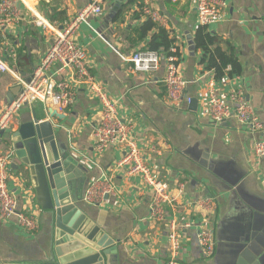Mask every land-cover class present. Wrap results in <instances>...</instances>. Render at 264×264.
Returning a JSON list of instances; mask_svg holds the SVG:
<instances>
[{"label":"crops","instance_id":"obj_1","mask_svg":"<svg viewBox=\"0 0 264 264\" xmlns=\"http://www.w3.org/2000/svg\"><path fill=\"white\" fill-rule=\"evenodd\" d=\"M96 0H19L21 20L0 30V60L16 75L29 80L55 41V33ZM141 0H103V13L80 25L76 40L86 50L88 63L98 81L117 101L119 115L134 125L133 137L153 173L171 188L176 200L166 206L163 222L152 219V192L140 176H131L128 167L119 165L125 155L120 147L110 146L96 152L94 126L102 118L97 99L82 89L65 118H51L46 105L23 106L2 133L0 152L11 153V136L37 115L55 127L58 144L86 170L87 188L94 182L110 184L114 194L99 206L84 201L83 212L111 239L116 248V264H165L170 256L169 228L176 222L181 233L182 264H227L218 251L219 226L233 214L244 199L264 203V158L253 154V143L264 139V130L252 132L233 116L224 123H214L206 103L211 83L231 106L232 90H240L264 124V0H225L217 23L208 32L220 36L223 47L231 45L241 64V75L221 80L202 64L203 51L197 49L195 36L200 27L197 0H149L153 10L164 18L161 24L172 32L181 48L179 70L188 83L179 107L168 98L163 79L167 73L164 60L151 72H137L130 59L148 48L153 33L138 35L147 18L141 15ZM37 19L42 25L37 24ZM56 64L49 70L55 74ZM21 82L0 71V118L12 102L10 90ZM197 102L195 107L185 99ZM55 110V109H54ZM10 165L9 188L15 194L19 210L31 214L39 229L30 233L17 225L16 219L0 220V264L41 263L49 258L55 222L50 211L37 201L28 178ZM80 171V167H75ZM184 185L182 193L179 186ZM83 194V198H84ZM212 200L211 210H199V200ZM239 220L229 224L226 233L238 230ZM216 228V253L206 258L197 238L201 224ZM189 226V227H188Z\"/></svg>","mask_w":264,"mask_h":264},{"label":"built area","instance_id":"obj_2","mask_svg":"<svg viewBox=\"0 0 264 264\" xmlns=\"http://www.w3.org/2000/svg\"><path fill=\"white\" fill-rule=\"evenodd\" d=\"M18 1L0 0V30H5L20 22L22 14ZM102 1L92 2L64 27L56 31L52 47L34 71L29 83L19 78L7 63L0 60V71L10 73L23 84L22 93L2 112L0 139L11 120L23 106L40 103L64 114L75 103L78 91L86 90L97 99L102 107V118L94 126L93 131L96 152L102 154L110 146L125 150L124 158L119 165L128 167L129 175L140 176L143 179L152 192L151 217L157 222H163L167 214L166 206L171 205L176 198L169 185L161 181L146 163L143 152L133 137L134 125L119 115L117 101L111 98L105 86L98 81L88 63L86 50L76 40L77 30L81 24L87 23L92 17L101 16ZM142 2L144 15L160 25L163 24L164 18L158 11L151 8L149 0H142ZM224 6L225 0H197L196 12L200 26L217 23ZM37 24L42 25V21L37 19ZM171 52L177 54V46L173 47ZM162 60L167 66L163 83L166 86L168 98L171 103L179 107L188 83L180 73L177 56L166 57L158 52L139 51L130 59L137 72L146 73L157 70ZM56 64L59 69L52 75L49 70ZM230 100L234 102V107L218 94L214 83H211L206 103L209 118L214 123L221 124L234 116L239 123L247 125L252 132H263V122L249 106L240 90H232ZM185 101L191 104L192 99L186 98ZM252 150L255 157L264 158V139L254 141ZM12 160V153L0 152V220L9 221L15 218L19 227L35 233L39 229L37 220L31 214L19 210L18 200L9 188V170ZM179 187V192L182 193L184 185L181 184ZM113 194L114 188L110 184L94 182L87 188L83 201L91 206H99L105 202L106 196ZM194 206L199 210H211L213 201L199 200ZM169 230L170 256L165 264H182L183 245L177 223L172 221ZM197 238L205 257L212 258L217 246L215 226L201 224Z\"/></svg>","mask_w":264,"mask_h":264},{"label":"water","instance_id":"obj_3","mask_svg":"<svg viewBox=\"0 0 264 264\" xmlns=\"http://www.w3.org/2000/svg\"><path fill=\"white\" fill-rule=\"evenodd\" d=\"M22 91V83L15 85L10 100L14 102ZM192 104L195 107L197 102ZM50 116L65 118L54 109ZM11 145L16 171L31 181L38 203L52 213L55 222L49 258L34 264H116L111 239L79 206L87 172L57 143L53 123L34 115L12 134ZM244 200L219 226V255L226 257L227 264H264V203ZM241 208L242 223L227 234L229 224L239 220Z\"/></svg>","mask_w":264,"mask_h":264},{"label":"trees","instance_id":"obj_4","mask_svg":"<svg viewBox=\"0 0 264 264\" xmlns=\"http://www.w3.org/2000/svg\"><path fill=\"white\" fill-rule=\"evenodd\" d=\"M141 15L147 18L138 35L145 38L148 33H153L149 46L141 51L158 52L166 57L177 56L179 58L177 64L182 61L180 47L177 40L173 37L172 32L162 25L154 22L150 17L143 13V2L139 3ZM69 21L62 25L64 27ZM197 49L203 51L202 64L209 71L214 72L217 80L223 79L225 76L235 77L241 75V64L235 49L231 45L223 47V40L220 36L208 32L207 26H200L195 36ZM177 46V54L171 52L172 48Z\"/></svg>","mask_w":264,"mask_h":264}]
</instances>
